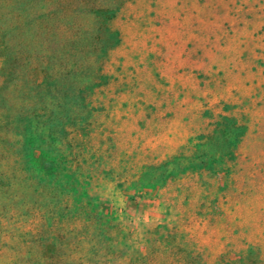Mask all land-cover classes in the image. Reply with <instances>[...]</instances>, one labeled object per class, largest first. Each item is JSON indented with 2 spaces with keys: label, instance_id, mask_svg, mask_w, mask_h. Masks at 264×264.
<instances>
[{
  "label": "rangeland",
  "instance_id": "374dc122",
  "mask_svg": "<svg viewBox=\"0 0 264 264\" xmlns=\"http://www.w3.org/2000/svg\"><path fill=\"white\" fill-rule=\"evenodd\" d=\"M0 264H264V0H0Z\"/></svg>",
  "mask_w": 264,
  "mask_h": 264
},
{
  "label": "trees",
  "instance_id": "16d2710c",
  "mask_svg": "<svg viewBox=\"0 0 264 264\" xmlns=\"http://www.w3.org/2000/svg\"><path fill=\"white\" fill-rule=\"evenodd\" d=\"M49 248H50V246H46V247L44 248V252L47 251V250H49Z\"/></svg>",
  "mask_w": 264,
  "mask_h": 264
}]
</instances>
